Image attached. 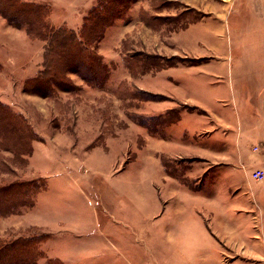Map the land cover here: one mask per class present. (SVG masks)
<instances>
[{
	"label": "rangeland",
	"instance_id": "obj_1",
	"mask_svg": "<svg viewBox=\"0 0 264 264\" xmlns=\"http://www.w3.org/2000/svg\"><path fill=\"white\" fill-rule=\"evenodd\" d=\"M22 1L47 6L51 26L75 31L97 3ZM128 7L97 46L109 77L94 87L68 72L72 88H54L48 97L24 90L43 71L48 41L29 37L0 16V103L22 114L33 133L29 154L16 157L13 150L0 149V188L38 184L32 207L0 217V242L44 236L37 240L43 253L39 264H184V256L166 254V239L158 238L170 228L156 220L162 215L160 203L171 197L152 190L151 174L161 168L154 138H167L166 126L179 115L204 114L167 104L166 96L153 92V86L162 88L161 74L168 67L199 66L212 54L219 61L233 58L229 66H238L235 71L244 76L252 67L257 78L236 84L243 83L247 97V89L252 90L253 103L247 108L240 103L235 112L242 120L264 124V31H248L252 24L263 27L264 0H131ZM254 41L262 43L255 48L262 60L249 64L242 57L251 54L248 46ZM212 66L181 76L190 89L191 81L212 72ZM160 108L165 110L158 115ZM193 162L179 157L163 164L191 184L184 177ZM190 221L182 222L188 231ZM221 259L250 262L243 256Z\"/></svg>",
	"mask_w": 264,
	"mask_h": 264
},
{
	"label": "crops",
	"instance_id": "obj_2",
	"mask_svg": "<svg viewBox=\"0 0 264 264\" xmlns=\"http://www.w3.org/2000/svg\"><path fill=\"white\" fill-rule=\"evenodd\" d=\"M248 31L262 32L264 25L252 24ZM254 42L248 46L251 54L242 57L249 64L262 60L256 51L262 43ZM205 58L207 62L199 66L168 67L161 74L162 88L153 86L155 94L166 96L167 104L192 106L204 114L179 115L166 126L167 138L155 134L161 168L151 174L152 190L157 195L168 191L171 197L160 203L162 215L156 220L169 223L170 228L166 235L158 233V238L166 239V254L183 255L180 263L184 264H227L221 259L223 255L248 257L250 262L242 264H264V180L258 182L252 176L257 170L264 171V124L242 120L235 112L240 103L245 108L253 103L252 90L247 89V97L243 83L236 84V80L257 77L252 67L245 76L235 71L238 66L227 62L233 58L223 56L219 61L214 54ZM210 65H216L212 72L191 81L189 89L181 75ZM238 84L241 88L236 91ZM179 157L196 161L184 177L191 184L171 175L163 164L164 159ZM187 220H192V230L185 229L182 222Z\"/></svg>",
	"mask_w": 264,
	"mask_h": 264
},
{
	"label": "trees",
	"instance_id": "obj_3",
	"mask_svg": "<svg viewBox=\"0 0 264 264\" xmlns=\"http://www.w3.org/2000/svg\"><path fill=\"white\" fill-rule=\"evenodd\" d=\"M130 3L131 0H97L96 5L83 18L82 26L75 31L66 26H51L46 20L50 10L43 4L0 0V16L7 23L18 29H25L31 38L48 41L43 71L30 79L24 90L48 97L54 88L71 89L70 80L66 77L68 72L77 74L89 86L95 87L103 83L109 77V71L96 52L97 46L115 20L129 8ZM151 96L158 98L157 95ZM29 129L22 114L0 103V149H11L16 157L29 154L28 142L30 134H33ZM33 182L14 183L0 188V217L18 215L33 206L34 201L31 199L38 188V184ZM43 237H19L12 243L0 242V264H39L43 253L37 243ZM44 264L55 263L49 260Z\"/></svg>",
	"mask_w": 264,
	"mask_h": 264
},
{
	"label": "built area",
	"instance_id": "obj_4",
	"mask_svg": "<svg viewBox=\"0 0 264 264\" xmlns=\"http://www.w3.org/2000/svg\"><path fill=\"white\" fill-rule=\"evenodd\" d=\"M254 180L261 182L264 179V171L257 170L253 173Z\"/></svg>",
	"mask_w": 264,
	"mask_h": 264
}]
</instances>
